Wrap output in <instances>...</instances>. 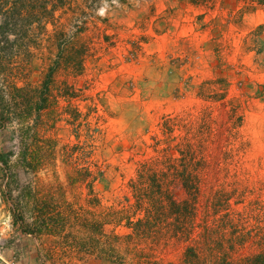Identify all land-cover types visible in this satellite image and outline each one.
<instances>
[{
	"label": "rangeland",
	"instance_id": "obj_1",
	"mask_svg": "<svg viewBox=\"0 0 264 264\" xmlns=\"http://www.w3.org/2000/svg\"><path fill=\"white\" fill-rule=\"evenodd\" d=\"M15 1L23 12L9 16ZM46 6L0 0V264H227L260 252L264 0ZM143 167L162 190L134 193ZM64 201L79 218L60 235L13 223ZM120 217L153 236L114 241L132 232ZM101 222L115 250L63 252Z\"/></svg>",
	"mask_w": 264,
	"mask_h": 264
},
{
	"label": "trees",
	"instance_id": "obj_2",
	"mask_svg": "<svg viewBox=\"0 0 264 264\" xmlns=\"http://www.w3.org/2000/svg\"><path fill=\"white\" fill-rule=\"evenodd\" d=\"M44 1L45 4H51L50 8L46 6L45 10L50 14V16H54L55 12L58 9L61 8L64 9L66 7V3H69L71 0H44ZM13 3H14L13 5H10L5 9V13L9 16L15 15V13L17 12L18 13L23 12V9L19 7L18 2L15 1ZM28 152L30 156L31 153L30 151ZM32 154H33V160H37L36 161L37 164L42 163L41 161L43 160L42 159L43 155H41L42 153L38 154L33 151ZM45 159L46 158H44V160ZM36 163L30 162L29 166L34 168ZM152 169H153L152 167H143V169L141 170L138 176V179L133 180L131 182V187L136 195L138 196L145 195L147 194V192L150 195L152 188L162 190L163 186L161 184L154 185L152 183V181H155L157 179V172L155 170L152 173H149L152 171ZM84 173L87 174V172ZM186 179H188V177ZM145 180L151 182L148 185L149 186L148 189L144 188ZM190 187L191 186H189V188ZM20 201L23 202L24 200H20ZM45 202H48V200L45 199ZM63 204L65 206H68L69 208H66L65 210H60L61 207L63 206L57 208L55 206H47L45 204L44 205L42 204V206H38V208L31 209L32 211L29 210V212H31V218H32L31 222L27 221L26 219V214H27L26 211L18 210L17 213L14 212L13 223L20 228L22 233L28 235H34V236H40L44 234L60 235L61 233L64 232V229L67 227V223L71 221L70 218H72V220L73 218L74 219L79 218V213L74 209H72L71 208L72 206L70 204H68L66 201H64ZM20 207H23V205L21 204ZM82 209H84L85 212L88 211L85 208ZM124 219L127 220L125 224L128 228L132 229V232L125 235H121L115 232V234L113 233L114 235H112L114 241L118 242L122 239H129V240L137 239L139 241L153 236L152 230L149 228L146 229L145 226H147L148 223L147 222L145 223L144 219H137L136 221H133L132 218L120 217L119 221L122 222ZM121 222H119V224H121ZM105 223L101 222L97 226L83 225L85 226L86 239L79 242L63 241L62 242L63 252L73 253L78 251V252H85L87 254H91L97 249L98 250L100 249V253H103V250H105V248L108 247L110 248V250H115L116 245H110V242L107 241V239H109V236L105 232V226H106ZM222 260H226V259L224 258V256L223 257L219 256L218 259L215 261L216 262L215 264H222L223 263ZM227 264H264V245L263 244L261 245L260 252L244 257L243 259L238 260L236 263H227Z\"/></svg>",
	"mask_w": 264,
	"mask_h": 264
}]
</instances>
